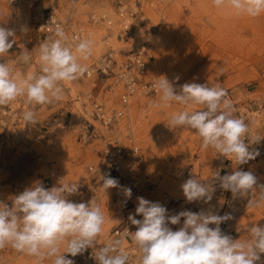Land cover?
Returning <instances> with one entry per match:
<instances>
[{
    "label": "rangeland",
    "instance_id": "obj_1",
    "mask_svg": "<svg viewBox=\"0 0 264 264\" xmlns=\"http://www.w3.org/2000/svg\"><path fill=\"white\" fill-rule=\"evenodd\" d=\"M122 3L138 5L141 9L129 43L110 32L106 22L94 20L103 14L116 20L114 14L118 15ZM52 14L71 41L75 32L84 38L90 32L103 31L98 48L84 61L88 68L111 47H117L124 56L125 46L148 40L151 71L167 76L178 86L192 82L219 84L228 92L234 115L244 118L252 139L257 131L264 130V13L257 17L236 15L230 8H215L213 0H0V26L12 29L15 35L9 39L16 41L0 62H16L15 67L25 74L38 71L39 45L53 35V31H44L41 27ZM109 34L112 36L108 44ZM158 40L160 47L156 45ZM23 47L31 51L32 60L28 64L18 59ZM106 81L98 73L88 76L86 72L71 82L73 90L65 83L64 98L59 102L30 105L21 97L8 105H0V201L11 206L10 197L34 182L42 183L46 189L59 183H77L78 192L67 198L75 203L95 201L106 219L103 234L97 237L95 246L87 250L98 249L117 238L114 230L126 218L127 208L128 213L135 211L138 197L159 202L162 196L169 194L186 200L181 185L189 178L211 183L216 170H222L225 175L226 170L238 167L226 165L232 161L215 149H203L202 139L195 130L171 125L173 113L192 109L177 102L154 108L152 105L158 102L159 96H134L126 116L120 119V127L125 134L132 124L140 145L142 155L128 160L125 166L140 181V186L130 199L115 196L113 188L105 192L100 186L96 194H91L93 182L88 166L98 162L102 144L80 141L82 99L92 91L111 110L120 107L122 85H115V91H111ZM10 107L14 108V119L5 113ZM193 108L203 110L200 106ZM27 110L35 112L36 124H25L22 117ZM3 119L8 122L3 124ZM249 140L250 136L246 142ZM191 166L192 174L187 175ZM260 185H264V174H258L255 195L234 198L230 191L220 193L219 186L212 200L204 203L215 214L231 215V219L219 227L233 240H250L248 229L253 225L264 226V203L258 207L249 204L250 200L253 203L258 200ZM133 206L135 208H131ZM124 247L129 252L128 264H139L140 252L136 245L124 239ZM64 255L75 264L93 263L81 255ZM0 264H36V258L6 246L0 249ZM41 264H52V261L45 259Z\"/></svg>",
    "mask_w": 264,
    "mask_h": 264
},
{
    "label": "clouds",
    "instance_id": "obj_2",
    "mask_svg": "<svg viewBox=\"0 0 264 264\" xmlns=\"http://www.w3.org/2000/svg\"><path fill=\"white\" fill-rule=\"evenodd\" d=\"M217 9L230 8L236 15L257 17L264 13V0H213ZM15 32L0 26V58L16 43ZM94 41L82 38L71 41L63 28L57 25L53 35L39 45L36 59L38 71L26 74L12 64L0 62V105H8L18 98H25L28 104L45 105L64 98L65 83L72 82L89 72L84 63L93 54ZM19 61L28 64L31 51L23 47ZM154 88L159 94L154 108L168 107L171 102L185 105L187 109L173 113L170 123L176 128L195 130L202 139L201 147L216 150L219 155L232 161L235 166L254 160L258 151H250L255 140L246 142L249 127L244 118L234 115V106L228 99V92L219 84L185 83L177 90L167 77L161 76ZM179 79L178 77L176 78ZM193 106H200L201 111ZM25 124H36L35 112L23 113ZM219 186L230 191L233 197L257 194V177L249 171L235 170L212 176ZM100 186L106 192L119 186L116 178L100 176ZM259 198L251 206L264 203V185H260ZM187 202L209 203L216 191L213 183H202L198 178H189L182 185ZM78 192L77 183L61 184L46 189L42 183L34 182L30 187L10 197L11 206L0 201V249L11 246L18 252L36 258V264L50 259L52 264H75L67 258L82 255L95 246L98 236L104 232L105 215L99 204L75 203L67 197ZM124 194L131 198L130 188ZM136 219H128L137 226L135 232H126L98 248L92 256L97 264H128L129 252L124 247L128 235L139 249V264H255L264 253V226L253 225L248 229L250 240H233L224 234L219 225L231 219L211 211H181L168 215L166 207L138 197ZM183 226L173 231L169 224L177 225L181 218ZM215 225V227H210ZM63 248V251L61 249Z\"/></svg>",
    "mask_w": 264,
    "mask_h": 264
},
{
    "label": "built area",
    "instance_id": "obj_3",
    "mask_svg": "<svg viewBox=\"0 0 264 264\" xmlns=\"http://www.w3.org/2000/svg\"><path fill=\"white\" fill-rule=\"evenodd\" d=\"M140 6L128 5L122 3L117 11L118 19L114 20L107 14L101 17H95L96 22L103 21L109 27L115 26L117 35L125 42H130L134 36V28L136 18H139ZM141 22V20H139ZM52 25V26H50ZM55 22H48L41 27L44 31L52 32L54 30ZM112 34L107 35L106 42L110 43ZM125 54L119 58L116 55L118 48L111 47L102 58L98 59L93 66L89 67L88 76H93L98 73L99 76L105 78L108 83V89L115 91V85L120 84V101L121 106L110 109L106 102L100 100L94 95V92H88L82 99L83 106V125L79 132L80 141L83 144L92 141H100L102 146L98 150L99 160L97 163H91L88 166L90 177L93 182L91 187V194H96L99 186L103 184L100 176L110 175L119 181V186L113 188L115 196H125L124 188H130L132 195L135 194L140 186V181L132 176V173L125 167L126 162L135 157L141 156V148L137 142L135 131L130 125L127 133H123L120 127V119L126 116V109L134 96H159L157 90L154 88L155 82L162 78L161 74L155 73L150 69V60L152 57L150 42L148 40L142 41L139 44H128L125 46ZM167 77V76H165ZM112 79V80H111ZM167 79L173 83L174 87L179 89L178 83L174 80ZM108 80H111L110 82ZM14 108L10 107L6 110V114L14 119ZM3 124L8 122L2 120ZM6 121V122H4ZM249 137V133L247 138ZM246 138V139H247ZM193 166L187 171V175H191ZM217 171V170H216ZM215 171V172H216ZM223 176L222 170H219ZM216 191H218L219 181L212 180ZM85 186L86 184L83 183ZM203 201L190 202L187 205L186 211L198 212L204 208ZM131 231L130 222L122 220L114 230V234L121 237L126 232ZM95 250H86L81 255L83 259L94 261L92 253ZM260 259L256 264H264V253H260ZM96 264V263H92Z\"/></svg>",
    "mask_w": 264,
    "mask_h": 264
},
{
    "label": "crops",
    "instance_id": "obj_4",
    "mask_svg": "<svg viewBox=\"0 0 264 264\" xmlns=\"http://www.w3.org/2000/svg\"><path fill=\"white\" fill-rule=\"evenodd\" d=\"M249 136H250L251 140H255V143H253L249 146V150L250 151H258L259 155L254 160H250L246 164L238 165L236 170L249 171V172H252L256 177H258V174H264V130L260 129L259 131H257L256 137L254 139H252V133L251 132L249 133ZM226 165L233 167L235 164H233L232 162H227ZM256 165L259 167L257 169V172H255V166ZM233 171H235V170L233 168H230V170H226V174H230ZM224 192H225V190L222 189L220 193H224ZM158 203H160L162 206L166 207V209L168 210V215H175L181 211H186L187 205L189 202H187L185 199L174 198L173 196L167 194L166 196H162ZM131 208H135V207L133 206ZM128 210L129 209L127 208L126 214H125L126 218L124 220L129 221L128 217L130 214L134 215L136 219H142L143 218L141 215H136L135 211L132 213H128L127 212ZM202 210L206 211V212L209 211V209L205 206ZM198 212H200V211H198ZM216 214H218V213H216ZM183 220H184V218L182 217L179 224H177V225L169 224V227L173 231L179 230V228L183 226L182 225ZM130 226H131L130 233L135 232L137 230V226L131 224V222H130ZM210 227H215V225H210ZM117 238H119V237L117 236ZM124 239H126L127 241H129L131 243H134L131 240L130 235L126 236ZM93 250L96 251L97 249H93ZM93 262L97 264L96 260H94Z\"/></svg>",
    "mask_w": 264,
    "mask_h": 264
},
{
    "label": "bare ground",
    "instance_id": "obj_5",
    "mask_svg": "<svg viewBox=\"0 0 264 264\" xmlns=\"http://www.w3.org/2000/svg\"><path fill=\"white\" fill-rule=\"evenodd\" d=\"M114 16L116 17V20L118 19V15H116V14H114ZM110 18H112L111 16H110ZM46 21H48V22H55L56 23V25H54V28L57 26V25H60L59 23H58V20H57V17H56V15L55 14H52L50 17H49V19L48 20H46ZM45 24V23H44ZM50 26H52V25H50ZM21 28L22 29H24L25 28V25L24 24H22L21 25ZM107 29V28H106ZM102 32L103 31H97V33L95 34V33H88V34H86L85 35V37L84 38H91L93 41H94V46H93V49H97L98 48V42L99 41H101L102 40V37H100L101 35H102ZM110 32H112V33H114L116 36H117V29H116V27L115 26H111L110 27ZM140 33H142V32H140ZM144 33V32H143ZM100 37V39H98ZM80 39H82V37H81V35H79L78 33H73V39H72V42L73 43H75L76 41H78V40H80ZM99 40V41H98ZM107 43V42H106ZM225 44V43H224ZM108 45V44H107ZM156 45H158V47H160L161 46V42L158 40V42L156 43ZM157 47V48H158ZM109 48V47H108ZM114 48H116V47H114ZM156 48V49H157ZM162 48V47H161ZM161 48H158V49H161ZM111 49V48H110ZM110 49L108 50V51H110ZM122 51V50H121ZM121 53V52H120ZM119 53V51L118 50H116V55L118 56H120V57H123L121 54ZM183 54V53H182ZM124 55V54H123ZM103 57V56H102ZM102 57H100V58H102ZM99 58V59H100ZM98 60V59H97ZM194 62V61H193ZM205 73V72H204ZM72 90L75 88L73 85H72V83L71 82H68V83H66ZM129 124V123H128ZM132 125V124H131ZM218 171V170H217Z\"/></svg>",
    "mask_w": 264,
    "mask_h": 264
}]
</instances>
